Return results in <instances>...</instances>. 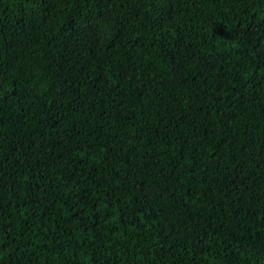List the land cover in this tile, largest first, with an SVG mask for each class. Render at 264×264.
Instances as JSON below:
<instances>
[{"label": "trees", "instance_id": "trees-1", "mask_svg": "<svg viewBox=\"0 0 264 264\" xmlns=\"http://www.w3.org/2000/svg\"><path fill=\"white\" fill-rule=\"evenodd\" d=\"M0 264H264V0H0Z\"/></svg>", "mask_w": 264, "mask_h": 264}]
</instances>
